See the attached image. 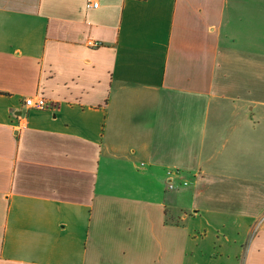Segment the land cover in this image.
Instances as JSON below:
<instances>
[{
    "label": "crops",
    "instance_id": "crops-1",
    "mask_svg": "<svg viewBox=\"0 0 264 264\" xmlns=\"http://www.w3.org/2000/svg\"><path fill=\"white\" fill-rule=\"evenodd\" d=\"M0 264H264V0H0Z\"/></svg>",
    "mask_w": 264,
    "mask_h": 264
},
{
    "label": "built area",
    "instance_id": "built-area-1",
    "mask_svg": "<svg viewBox=\"0 0 264 264\" xmlns=\"http://www.w3.org/2000/svg\"><path fill=\"white\" fill-rule=\"evenodd\" d=\"M88 7L89 8H98L99 7V0H88ZM88 46L91 47H98L99 43L94 42V41H89L88 42ZM25 105L31 108H35V109H44L46 107V101L44 100L43 97H38L36 99L34 98H29L26 99L25 101ZM176 174H179L178 171H168V176H169V181H168V185H169V189H175L176 185L172 182V176ZM184 185H186V183H183Z\"/></svg>",
    "mask_w": 264,
    "mask_h": 264
}]
</instances>
